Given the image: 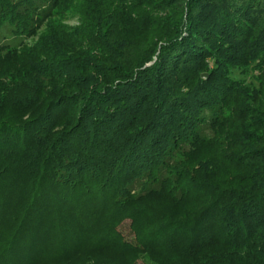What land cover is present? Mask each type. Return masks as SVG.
Returning a JSON list of instances; mask_svg holds the SVG:
<instances>
[{"label": "trees", "instance_id": "obj_1", "mask_svg": "<svg viewBox=\"0 0 264 264\" xmlns=\"http://www.w3.org/2000/svg\"><path fill=\"white\" fill-rule=\"evenodd\" d=\"M0 31V264H264V92L228 74H264V0H0Z\"/></svg>", "mask_w": 264, "mask_h": 264}, {"label": "rangeland", "instance_id": "obj_2", "mask_svg": "<svg viewBox=\"0 0 264 264\" xmlns=\"http://www.w3.org/2000/svg\"><path fill=\"white\" fill-rule=\"evenodd\" d=\"M62 23L64 25H67V27H77L79 26L80 21L77 15H70L67 16L62 21ZM5 38H6L5 33L3 31H0V42H2ZM28 43H31V40H29ZM228 74L231 79L238 82H242L243 86H247V89L249 91H251V89H255V91L263 90L264 92V74L259 73L258 70H253V69L242 70L235 68V69H231ZM251 92H252L251 93L252 97L255 98L256 96L255 93L253 91ZM208 152L209 150H202V152H199L198 155L199 157H201L206 155ZM128 225H129L128 221L123 222L119 228V231L126 240L131 241L133 235ZM137 264H147V261L145 259H140L138 260Z\"/></svg>", "mask_w": 264, "mask_h": 264}, {"label": "water", "instance_id": "obj_3", "mask_svg": "<svg viewBox=\"0 0 264 264\" xmlns=\"http://www.w3.org/2000/svg\"><path fill=\"white\" fill-rule=\"evenodd\" d=\"M202 78L206 79L207 78V75L206 74H203L202 75Z\"/></svg>", "mask_w": 264, "mask_h": 264}]
</instances>
